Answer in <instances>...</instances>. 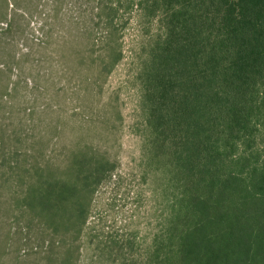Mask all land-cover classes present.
<instances>
[{"label": "rangeland", "instance_id": "374dc122", "mask_svg": "<svg viewBox=\"0 0 264 264\" xmlns=\"http://www.w3.org/2000/svg\"><path fill=\"white\" fill-rule=\"evenodd\" d=\"M140 1L0 0V264H66L69 246L71 264H165L175 249L181 188L164 157L149 159L141 74L160 13ZM83 148L105 159L79 182L87 216L46 250L54 234L25 199L49 169L66 180Z\"/></svg>", "mask_w": 264, "mask_h": 264}, {"label": "trees", "instance_id": "16d2710c", "mask_svg": "<svg viewBox=\"0 0 264 264\" xmlns=\"http://www.w3.org/2000/svg\"><path fill=\"white\" fill-rule=\"evenodd\" d=\"M140 4L161 27L141 73L149 159L164 157L181 188L165 264H264V0ZM88 149L72 154L66 180L49 169L25 199L54 234L46 250L87 216L91 185L79 182L105 163ZM73 255L69 246L66 264Z\"/></svg>", "mask_w": 264, "mask_h": 264}]
</instances>
